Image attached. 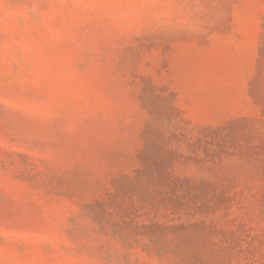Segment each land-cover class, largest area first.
I'll list each match as a JSON object with an SVG mask.
<instances>
[{"label": "rangeland", "instance_id": "obj_1", "mask_svg": "<svg viewBox=\"0 0 264 264\" xmlns=\"http://www.w3.org/2000/svg\"><path fill=\"white\" fill-rule=\"evenodd\" d=\"M0 264H264V0H0Z\"/></svg>", "mask_w": 264, "mask_h": 264}]
</instances>
